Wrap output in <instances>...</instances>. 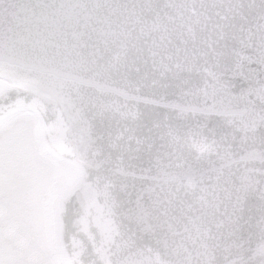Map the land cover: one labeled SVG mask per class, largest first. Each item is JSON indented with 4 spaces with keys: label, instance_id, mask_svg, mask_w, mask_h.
<instances>
[{
    "label": "snow or ice",
    "instance_id": "1",
    "mask_svg": "<svg viewBox=\"0 0 264 264\" xmlns=\"http://www.w3.org/2000/svg\"><path fill=\"white\" fill-rule=\"evenodd\" d=\"M0 264H264V0H0Z\"/></svg>",
    "mask_w": 264,
    "mask_h": 264
}]
</instances>
